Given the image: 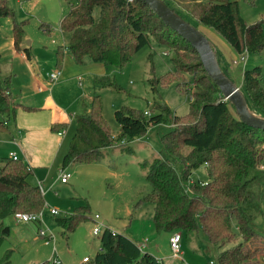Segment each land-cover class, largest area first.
<instances>
[{
    "label": "trees",
    "instance_id": "trees-1",
    "mask_svg": "<svg viewBox=\"0 0 264 264\" xmlns=\"http://www.w3.org/2000/svg\"><path fill=\"white\" fill-rule=\"evenodd\" d=\"M163 1L186 21L189 17L196 19L197 29L205 26L217 32L239 60L264 55V20L249 24L237 0H177L185 6L186 15L173 8L169 0ZM66 2L70 10L61 21L64 44L55 50L57 70L63 68L66 53L78 66L96 62L121 70L157 34H167L157 42L169 48L175 70L159 79L153 77L150 84L154 90L160 83H175L179 91L190 95V103L189 112L184 116L175 115L165 104H156L153 111L159 112L156 115L150 112L149 118L145 112L118 109L114 116L120 128L114 136L104 118L101 97L94 94L89 107L83 105L75 118V134L63 157L62 169L100 161L106 150L116 144L134 142L144 138L152 127L167 126L169 131L160 139L159 155L141 164L151 191L135 206L146 203L153 206L152 222L157 233L180 232L186 239L203 234L211 246L225 248L218 264H244L259 253L264 257V249L257 245L259 235L251 227L262 212L264 200V129L250 127L240 119L234 105L224 99L218 85L207 74L198 52L141 0ZM0 18L12 21L14 47L31 61V49L24 45V23L17 22L7 0H0ZM50 30L45 28L46 33ZM213 47L221 68L232 79L231 71L222 67L221 53ZM186 52L196 60L202 77L196 80L193 89L182 91L178 82L184 79L183 54ZM149 60L153 74L152 57ZM93 84L120 91L106 75L96 76ZM241 85L248 106L251 104L264 112L262 68L244 69ZM17 100L12 74L5 73L0 64V134L14 137L18 110H33ZM68 125L55 123L51 128L59 134L67 131ZM176 165L181 167L179 173ZM202 166L208 180L190 182L193 171ZM32 174V169L21 159H0V246L10 235V228L3 224L5 219L18 212L37 214L45 208L42 191L29 181ZM89 217L90 207L84 205L69 217L56 218V223L64 233H71ZM234 223L237 232L233 229ZM238 238L241 241L237 242ZM144 250L125 235L103 228L101 250L81 264H164ZM8 258L9 255L7 263ZM40 264L56 263L48 260Z\"/></svg>",
    "mask_w": 264,
    "mask_h": 264
},
{
    "label": "rangeland",
    "instance_id": "rangeland-1",
    "mask_svg": "<svg viewBox=\"0 0 264 264\" xmlns=\"http://www.w3.org/2000/svg\"><path fill=\"white\" fill-rule=\"evenodd\" d=\"M169 1L173 8L187 14L182 3L180 5L177 0ZM238 1L242 14L249 24L264 20V0ZM7 3L14 11L17 22L24 23V45L31 49V53L35 57L39 58L41 72H50L51 68L53 71L55 62L51 61L47 50H56L59 45L64 44L60 26L62 19L70 10V5L66 0H7ZM188 21L192 25L196 24L194 18L189 17ZM12 27L10 19L0 18V63L3 65L5 73H12L13 70L12 61L9 60L14 52ZM46 27L51 29L50 33L45 32ZM205 29L208 28L198 26V30L210 41L214 40L218 48L224 52L222 43L226 46L229 44L213 29L209 28V31L215 33L219 40ZM166 36L169 35L157 34L121 70L96 62L79 65L81 69L88 71L86 76L90 78L88 80L85 77V80L82 81L84 82L85 101L90 105V96L100 95L104 118L112 128L114 136L118 134L120 128L114 116L118 109L130 108L138 112H151L156 115L159 111H153V107L156 104L163 106L165 104L177 116L188 114L190 95L187 92L179 91L175 83L170 85L160 83L155 86L154 90L150 84L153 77L159 79L175 70L169 55V48L157 42L159 38L162 39ZM170 39L177 41L173 37ZM183 55L185 75L184 79L178 82V86L180 90L185 91L188 88L193 89L196 80L202 77V72L194 58L189 57L187 52ZM149 57H152L153 74ZM243 65L246 66L247 62ZM258 65L262 67L264 73V55L261 57L252 56L247 68ZM236 69L234 72L232 71V80L241 87L240 72H236ZM103 71L104 75L115 81L120 91H116L114 88L94 86L91 79L101 76L100 72ZM56 84L57 82L50 83L49 86ZM77 84L78 81L72 82L70 94L67 86L54 88L52 92L69 99L73 90L80 91ZM249 109L264 118V112L257 111L251 104H249ZM75 112L71 114L74 116L80 114V107ZM74 116H72V121L69 122L66 135L63 137V148L66 146L69 149L70 141L75 134L76 117L74 118ZM168 131L169 128L164 125L152 127L144 138L134 142H120L115 145L116 148L106 150L100 161L69 166L68 172L71 173L72 179L68 185L60 183L61 169L55 165L43 182L45 201L43 221L23 223L16 221L13 216L3 221V224L10 228V235L4 239L0 246V264H40L56 259H59L62 264H81L84 257L93 258L101 250V233L94 234L96 226L109 228L138 244L149 240L148 244H150L153 254H156L155 256L158 258H167L165 264H218V257L225 248L219 249L211 246L203 234L188 239L183 237L181 258L168 260V256L171 255L170 234L156 232L152 222L153 206L147 203L135 206L143 196L151 191L141 164L144 161L151 162L154 157L159 155L160 139ZM1 136L3 134H0ZM13 149L7 140L0 139V159L8 158L9 151ZM59 162L61 163V159ZM176 169L179 173L180 165H176ZM35 176L32 174L29 178L32 184L36 182ZM189 180L190 182L208 180L205 167L202 166L193 171ZM84 205L90 207L88 220L82 222L73 232L64 233L63 229L57 225L56 218L69 217L77 208ZM51 209H56L59 215H52ZM261 210L262 212L251 223V227L259 235L260 240L257 245L264 249V200ZM40 229L49 230L54 239H51L47 244V239L39 235ZM233 229L237 232L235 223ZM239 241H241L240 238L237 242ZM148 250L145 248L144 252H148ZM8 255L9 262L7 263ZM244 264H264L263 254H257L251 262Z\"/></svg>",
    "mask_w": 264,
    "mask_h": 264
},
{
    "label": "crops",
    "instance_id": "crops-1",
    "mask_svg": "<svg viewBox=\"0 0 264 264\" xmlns=\"http://www.w3.org/2000/svg\"><path fill=\"white\" fill-rule=\"evenodd\" d=\"M238 1V0H237ZM239 3V1H238ZM240 6V4H239ZM241 10V6H240ZM242 14V10H241ZM244 17V15L242 14ZM13 26V24H12ZM210 35L216 37L215 33H211L209 29H205ZM13 34V27H12ZM217 38V37H216ZM218 39V38H217ZM219 40V39H218ZM13 54L9 59L12 61V83L14 93L18 95V103L22 104L25 107H31L33 110L19 109L16 115L15 123V135L14 137L9 136L8 134H3L0 139H5L13 146V150L9 151L10 153H16L18 157L23 160L35 174L36 182L33 185H38L46 179V175L50 174V170L58 165L61 170L68 172V168L62 169L61 163L64 155L67 153L68 148L65 146L63 148L64 139L66 135H59L52 131V125L55 123H69L72 121L73 113H76L75 110L80 107L82 112V106L89 107V104L86 103V96L83 94L84 91V78L88 71L81 69L75 62L73 57L66 53L65 61L63 68L61 69V76L56 85L49 86V73L56 70V64L54 63L53 71L50 69V72L42 73L39 63V58L35 57L33 54V59L29 61L25 54L22 51L16 50L14 47L13 37ZM213 45L217 48L218 46L214 43V40L211 41ZM223 51L219 48L221 53V59L223 60L222 67L229 69L232 73L235 71L240 72L241 81L243 79V71L247 69L248 62L250 57L247 58V65H242L239 63L237 55L233 50L226 45H223ZM49 57L52 62H55V50L49 51ZM261 57V56H260ZM1 64V63H0ZM260 66V65H258ZM256 67V66H254ZM261 67V66H260ZM262 68V67H261ZM239 69V70H238ZM235 72V73H236ZM263 72V69H262ZM100 75H104V71L100 72ZM93 77V76H92ZM94 78V77H93ZM91 79V81L93 80ZM88 80L90 78H87ZM264 79V73H263ZM77 86L80 87V91L73 90L72 96L69 99L56 95L54 88L68 87L69 94L70 85L72 82H77ZM242 86V85H241ZM80 92V93H79ZM90 96V101H91ZM80 112V113H81ZM79 115L75 114L74 118ZM67 132V131H66ZM116 148L115 146L110 148L111 150ZM118 148V147H117ZM67 149V150H66ZM63 155V156H62ZM61 159V163L59 162ZM59 163V164H56ZM60 170V172H61ZM67 183H62L63 185H68L70 180ZM61 183V182H60ZM44 191V189H43ZM43 193V192H42ZM170 237V236H169ZM149 240H147L146 249H149L152 255L150 248ZM138 244V243H137ZM157 259L158 256H155ZM170 260V256H168ZM84 259V258H83ZM173 260V259H171ZM165 264L166 259H162ZM62 263V262H61Z\"/></svg>",
    "mask_w": 264,
    "mask_h": 264
},
{
    "label": "water",
    "instance_id": "water-1",
    "mask_svg": "<svg viewBox=\"0 0 264 264\" xmlns=\"http://www.w3.org/2000/svg\"><path fill=\"white\" fill-rule=\"evenodd\" d=\"M174 32L178 33L200 55L207 74L220 88L225 100L235 107L240 119L250 127L264 129V118L254 114L240 86L223 71L211 41L194 25L170 8L163 0H141ZM30 45V42L28 41Z\"/></svg>",
    "mask_w": 264,
    "mask_h": 264
},
{
    "label": "built area",
    "instance_id": "built-area-1",
    "mask_svg": "<svg viewBox=\"0 0 264 264\" xmlns=\"http://www.w3.org/2000/svg\"><path fill=\"white\" fill-rule=\"evenodd\" d=\"M248 56L244 59V60H238L239 63L244 64L246 63ZM61 76V71L60 70H54L53 72L49 73L48 77H49V81L50 83H55L59 81V78ZM145 114L147 116H150L151 113L150 112H145ZM66 134V131H62L61 133H59V135H64ZM10 158H12L13 160H19L20 158L18 157V155L16 153H10L9 155ZM71 178V173L65 171V170H61L60 172V182L61 183H67L69 181V179ZM38 187L40 188V190L43 192V184L39 183ZM50 213L54 216L59 215V212L56 209H51ZM15 218L16 221H20L23 223H38V222H42L43 221V211H41L40 213L37 214H31V213H23V212H18L16 214H14L13 216ZM97 218V216H96ZM103 228L102 227H98L96 226L94 228V234L95 235H99L102 232ZM39 235L45 239H47V244L49 243V241L51 239H54L53 234H51L49 232V230H43L40 229L39 230ZM182 234L180 232H174L172 234H170L169 237V247L171 250V255H170V259H180L181 258V242H182ZM147 246V240L142 243L139 244L140 249H145ZM159 262H162V259H158ZM88 258L84 257L83 262H87ZM56 264H60L61 261L59 259H56L53 261ZM213 264V263H211Z\"/></svg>",
    "mask_w": 264,
    "mask_h": 264
}]
</instances>
